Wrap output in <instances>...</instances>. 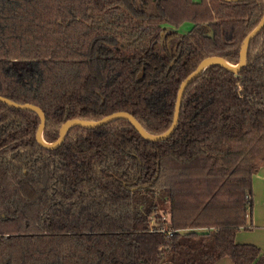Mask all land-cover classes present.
I'll list each match as a JSON object with an SVG mask.
<instances>
[{"label":"trees","instance_id":"16d2710c","mask_svg":"<svg viewBox=\"0 0 264 264\" xmlns=\"http://www.w3.org/2000/svg\"><path fill=\"white\" fill-rule=\"evenodd\" d=\"M263 14L264 0H0V95L40 107L48 142L119 111L162 134L181 83L207 57L237 64ZM260 32L238 76L209 66L189 84L164 142L119 119L48 151L39 116L0 102V264H264L235 239L264 167Z\"/></svg>","mask_w":264,"mask_h":264},{"label":"water","instance_id":"95a60500","mask_svg":"<svg viewBox=\"0 0 264 264\" xmlns=\"http://www.w3.org/2000/svg\"><path fill=\"white\" fill-rule=\"evenodd\" d=\"M225 2L229 3H236V2H243V1H250V0H223ZM264 15V14H263ZM264 28V16L259 22V24L254 28V30L251 31L250 34L246 36V38L243 40L241 47H240V58L237 64H231L229 63L225 58L223 57H207L203 59V61L196 67L197 69L191 73L187 79H185L181 83V87L179 89L177 99H176V108L173 116V123L171 125V128L162 134H151L142 126V124L137 121L131 114L125 112V111H119L118 113H114L108 116H105L102 118V120L99 121H88V120H79V119H69L67 120L62 127L59 130L58 138L55 141L48 142L44 139V131L46 128V114L44 111L34 105V104H20L17 102H13L9 100L8 98H5L0 95V102L6 104L10 108H17L21 110L31 111L35 112L40 119L39 122V128L36 132V141L38 144L44 148L45 150L51 151L58 149L61 147L64 142L66 141V137L69 133V131L75 127H81V128H88V129H97L102 127L103 125L109 124L113 121H117L119 119H124L132 124L135 130L138 131L140 136L144 138L146 141L154 143V142H164L169 139H171V136L175 132L178 123H179V117L182 109V100L183 97L187 91V88L189 87V84H191L194 80L198 79L200 76L204 74V72L208 69L209 66H218L224 68L226 71L233 73L235 76H238V74L241 72L243 68H245L247 57L249 53V46L252 40L257 37L261 32V30ZM145 72L144 70L138 74V80L142 81L144 79ZM103 103V100H102Z\"/></svg>","mask_w":264,"mask_h":264},{"label":"crops","instance_id":"0c3cea01","mask_svg":"<svg viewBox=\"0 0 264 264\" xmlns=\"http://www.w3.org/2000/svg\"><path fill=\"white\" fill-rule=\"evenodd\" d=\"M254 209L251 218L250 228H242L236 234V241L239 244H253L264 250V167L260 168L253 178ZM217 264H235L230 256L220 260Z\"/></svg>","mask_w":264,"mask_h":264},{"label":"rangeland","instance_id":"374dc122","mask_svg":"<svg viewBox=\"0 0 264 264\" xmlns=\"http://www.w3.org/2000/svg\"><path fill=\"white\" fill-rule=\"evenodd\" d=\"M197 3H200L202 0H194ZM146 10L150 11V7L149 6H145ZM191 24L186 23L183 27H181L179 30H177V34L179 35H183L185 34V32H187L190 28H191ZM173 32H175L174 30H172Z\"/></svg>","mask_w":264,"mask_h":264},{"label":"flooded vegetation","instance_id":"af4514ba","mask_svg":"<svg viewBox=\"0 0 264 264\" xmlns=\"http://www.w3.org/2000/svg\"><path fill=\"white\" fill-rule=\"evenodd\" d=\"M162 36H163V40L161 42V45H163V47L166 48V49L170 48V46L172 45V41L175 40V39H177V37L174 38V37H171V35H168V37H166V34L165 33H162ZM166 40H168V41L166 42Z\"/></svg>","mask_w":264,"mask_h":264}]
</instances>
